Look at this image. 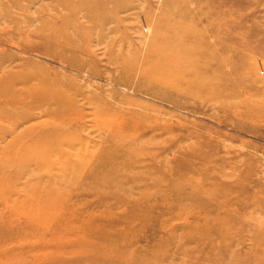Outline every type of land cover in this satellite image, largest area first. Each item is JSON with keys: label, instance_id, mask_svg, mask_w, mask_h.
<instances>
[{"label": "rangeland", "instance_id": "rangeland-1", "mask_svg": "<svg viewBox=\"0 0 264 264\" xmlns=\"http://www.w3.org/2000/svg\"><path fill=\"white\" fill-rule=\"evenodd\" d=\"M68 45L79 51L64 61L46 55ZM25 69L86 92L72 100L85 112L106 101L167 127L136 151L123 146L128 134L77 131L85 148L71 162L111 168L99 177L0 154V264H264V0H0V80ZM23 185L33 209L54 207L48 192L66 197L72 219L50 238L10 229L18 216L3 201Z\"/></svg>", "mask_w": 264, "mask_h": 264}, {"label": "bare ground", "instance_id": "bare-ground-1", "mask_svg": "<svg viewBox=\"0 0 264 264\" xmlns=\"http://www.w3.org/2000/svg\"><path fill=\"white\" fill-rule=\"evenodd\" d=\"M46 30L50 33L52 28L47 27ZM53 33H56V31ZM29 35H32V33H19L20 38H28ZM41 38H44L46 41L50 39L49 35L44 32L41 34ZM54 41L56 42V40ZM59 48L61 50L58 53H54L55 51H46V55L64 61L62 57L65 52L76 53L79 51V48L71 45L65 46V48ZM86 53H90L89 55L92 54V52L87 50ZM25 70H21L18 73L8 72L3 76V80H0V144L5 142L3 146L0 145V154L3 156H11L10 153H15L13 159L15 162H21L29 157L32 160L31 162L36 166L48 165L50 167L49 170L60 169L59 172L63 173L67 171L69 166H72L71 169L76 168V173L73 175L78 180L83 175L91 178L95 176L99 177L100 172L106 173L111 168H98L100 172L99 170L94 171L96 166L100 167L99 162L97 160L92 162L88 161L86 155L77 156L71 162L72 152L74 150L79 151L80 149L83 151L85 148L82 139L76 141L72 139L77 131H84L85 126H89V131L92 129L95 131L103 129L104 132L109 133L115 140H118V138L124 140V135L128 134V141L123 146L129 151H136L134 141H138L141 136L148 132L161 130L162 125L166 126L164 122L151 121L142 112H135L128 109L126 111L120 110L119 114H116V105L107 103L106 101H104L105 105L103 104L100 110L94 108L93 111L85 112L84 108H81L78 102L77 106H75L72 100L75 99L76 101V98H78L76 95L82 99L87 98L86 92L77 88L72 92L66 91L60 85L61 77H57L56 75L52 77L48 73H41L35 70ZM10 112H16L18 115L12 117L10 116ZM108 114H112L111 118L105 117ZM124 116H129V120H126L127 117ZM8 117H11V119ZM89 118L92 120L89 121ZM32 121L37 122V124L40 122L45 124L46 122L49 129L43 130L40 125L35 126L37 125L35 123V125L27 126L18 133L16 132L21 124H27ZM2 122L6 124L3 125ZM52 137L55 140L50 141ZM76 146H79V148ZM66 147L71 151L66 150ZM116 147L117 144L111 143L107 146L108 149L102 146L98 151L101 153H109L110 151H114ZM139 153L140 158L146 156L145 152ZM153 157L155 156L153 155ZM173 161L174 159L170 160L168 165ZM86 166H90L87 171L85 170ZM3 172H10V170H3ZM31 173L33 172L31 171ZM24 187V185L19 186L14 192H8L6 194L7 199L3 201L5 207L3 213L12 211L18 216L15 219L6 220L7 226L10 229L18 227H34L40 231L47 229L50 232L44 234L42 237L50 238L58 227H64L66 222L72 219L67 218L65 216L66 213L63 212L65 205L69 203L66 202V197L58 199L51 192H48L46 194L47 199L45 198L42 202L46 204H49V202L54 203V207L50 208L44 205L43 207L36 206L33 209L32 206L27 205L23 201L28 197V192ZM43 197L42 191L33 192V199L41 200ZM24 209H32L34 212H30V214L33 218L23 219ZM70 211L73 212V210ZM4 216L7 215L4 214ZM5 218L8 219L10 217ZM5 234L1 236V239L5 238ZM94 235L95 239L99 237L97 234Z\"/></svg>", "mask_w": 264, "mask_h": 264}]
</instances>
